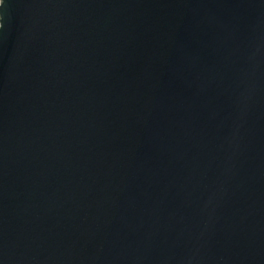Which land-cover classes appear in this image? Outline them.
I'll use <instances>...</instances> for the list:
<instances>
[{
	"label": "water",
	"instance_id": "95a60500",
	"mask_svg": "<svg viewBox=\"0 0 264 264\" xmlns=\"http://www.w3.org/2000/svg\"><path fill=\"white\" fill-rule=\"evenodd\" d=\"M0 264H264V0H0Z\"/></svg>",
	"mask_w": 264,
	"mask_h": 264
}]
</instances>
